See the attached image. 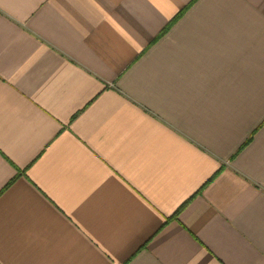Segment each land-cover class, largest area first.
Wrapping results in <instances>:
<instances>
[{
    "label": "crops",
    "instance_id": "1",
    "mask_svg": "<svg viewBox=\"0 0 264 264\" xmlns=\"http://www.w3.org/2000/svg\"><path fill=\"white\" fill-rule=\"evenodd\" d=\"M0 264H264V0H0Z\"/></svg>",
    "mask_w": 264,
    "mask_h": 264
}]
</instances>
